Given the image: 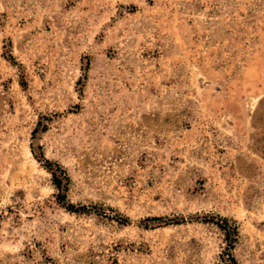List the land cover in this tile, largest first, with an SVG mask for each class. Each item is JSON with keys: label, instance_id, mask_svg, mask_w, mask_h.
<instances>
[{"label": "rangeland", "instance_id": "374dc122", "mask_svg": "<svg viewBox=\"0 0 264 264\" xmlns=\"http://www.w3.org/2000/svg\"><path fill=\"white\" fill-rule=\"evenodd\" d=\"M217 216L264 264V0H0V264H232Z\"/></svg>", "mask_w": 264, "mask_h": 264}, {"label": "trees", "instance_id": "16d2710c", "mask_svg": "<svg viewBox=\"0 0 264 264\" xmlns=\"http://www.w3.org/2000/svg\"><path fill=\"white\" fill-rule=\"evenodd\" d=\"M41 157L43 158V155H41ZM45 162V167L51 174L52 183L58 191L56 198L61 202L66 198L69 177L67 176L66 171L59 164L48 160H45ZM65 208L69 211L76 212L82 210L84 207H75L74 205L69 204L65 206ZM216 218L217 221H215V224L224 232L227 244L223 251V258H227L226 260L232 264H237L230 252L232 244L235 242L238 235L237 226L234 221L228 220L227 218L220 216H217ZM151 220H162V218L154 217Z\"/></svg>", "mask_w": 264, "mask_h": 264}]
</instances>
